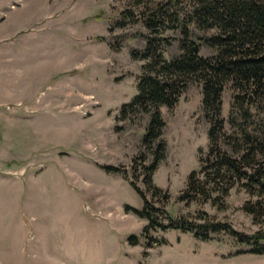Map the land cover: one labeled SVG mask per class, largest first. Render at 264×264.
<instances>
[{"label":"rangeland","instance_id":"rangeland-1","mask_svg":"<svg viewBox=\"0 0 264 264\" xmlns=\"http://www.w3.org/2000/svg\"><path fill=\"white\" fill-rule=\"evenodd\" d=\"M138 9L132 0H0V200L9 212L20 205L12 231L20 219L28 226L26 244L37 257L30 264H264V254L248 253L264 247L257 185L234 181L223 194L217 180L215 204L192 193L180 201L208 153L200 84H189L173 108L158 109L163 126L156 123L147 140L152 111L120 114L145 65L130 54L144 49L149 32L142 22L120 24L125 11ZM190 29L199 55L213 58L203 39L215 31ZM162 37L163 58L178 56L179 34ZM61 58L75 73L49 81ZM233 94L229 87L222 94V135L231 138L220 135L218 146L237 158L233 137L245 123L228 122ZM51 96L77 115L64 101L49 104ZM251 113L252 127L263 126L264 102ZM245 204L255 205L256 220ZM145 206L160 224L146 231L148 220L125 210ZM208 223L230 231L202 239L163 229L203 233L198 227Z\"/></svg>","mask_w":264,"mask_h":264},{"label":"trees","instance_id":"trees-1","mask_svg":"<svg viewBox=\"0 0 264 264\" xmlns=\"http://www.w3.org/2000/svg\"><path fill=\"white\" fill-rule=\"evenodd\" d=\"M132 1L139 11H125L121 26L129 20L142 22L149 34L144 49L130 54L132 60L144 61L145 65L138 77L136 96L122 106L120 114L134 110L152 111L144 136L147 140L156 123L159 128L163 126L158 109L162 106L173 108L189 84H200L202 107L209 124L208 153L205 159H200L199 170L188 176L180 201L187 202L192 193L198 200H211L215 204L218 199H212L211 194L219 192L217 180L225 182L223 194H227L233 182L239 180H247V185H257V196L264 194V125L254 129L249 122L251 109L264 102V0ZM191 25L204 31H215L203 39L204 45L215 51L213 58L199 55L200 46L191 39ZM169 31L179 34L180 54L165 60L163 53L167 41L162 34ZM226 87L234 92L229 124L234 127L240 119L245 123L237 133L238 137H233L238 148L237 158L227 156L218 146L224 129V121L219 116ZM154 168L152 164L150 169ZM201 176L204 177L202 182ZM125 210L148 220L145 231L160 225L148 213L146 206L141 210L130 207H125ZM242 210L256 220L255 205L245 204ZM164 228L190 232L202 239H209L208 233L230 231L226 225L212 223L198 227L207 231L203 233L181 225ZM248 253L262 255L264 247L259 246Z\"/></svg>","mask_w":264,"mask_h":264},{"label":"crops","instance_id":"crops-1","mask_svg":"<svg viewBox=\"0 0 264 264\" xmlns=\"http://www.w3.org/2000/svg\"><path fill=\"white\" fill-rule=\"evenodd\" d=\"M62 64L63 62L61 58L55 70L56 72L53 75H51L49 81L51 80L56 81L63 75H68L69 72H73L72 74L75 73V71L68 72L66 66H63ZM13 79L15 81L16 78L13 77ZM70 87L71 86H69L68 88ZM64 98H66V94ZM47 101L49 102V104L55 105V106L58 104H61L62 101H64L63 103V105L65 106L64 109L67 110L69 108V104L67 103V100L65 101L63 99H58L57 97L51 96V98L48 99ZM71 105L73 107V105H76V102ZM26 109L28 111H31L32 108L26 107ZM69 112H70V108H69ZM70 113L75 114L73 112H70ZM1 202L2 201L0 200V207H1L0 209V264H30V263L36 262L37 257H36L34 248L32 247V245L30 246L26 244L27 242L26 235L28 233L27 232L28 226L25 225V222L22 219H20L23 226L22 224H20V221H18L19 224L16 227V232L12 231V227H13L12 219H14L13 218L14 213H16L20 209V205L17 206V209L14 208L11 212H9V207L7 206L2 207ZM4 211L9 213V217H7L6 212ZM5 220H9V223L6 225L4 224ZM40 259L44 260V258L42 257H40Z\"/></svg>","mask_w":264,"mask_h":264}]
</instances>
